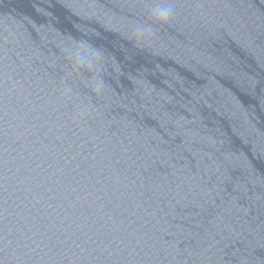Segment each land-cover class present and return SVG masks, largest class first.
Returning a JSON list of instances; mask_svg holds the SVG:
<instances>
[{
  "label": "water",
  "instance_id": "obj_1",
  "mask_svg": "<svg viewBox=\"0 0 264 264\" xmlns=\"http://www.w3.org/2000/svg\"><path fill=\"white\" fill-rule=\"evenodd\" d=\"M172 2L0 0V264H264V0Z\"/></svg>",
  "mask_w": 264,
  "mask_h": 264
},
{
  "label": "clouds",
  "instance_id": "obj_2",
  "mask_svg": "<svg viewBox=\"0 0 264 264\" xmlns=\"http://www.w3.org/2000/svg\"><path fill=\"white\" fill-rule=\"evenodd\" d=\"M154 7L150 10V23L148 25H137L131 35L130 40L134 41L138 46H143L146 40L155 35V28L171 22L175 15L174 4L172 0H153ZM129 38V37H128ZM91 45L89 40L86 41ZM96 54L103 57V51L91 45ZM104 86V82L101 79L94 88L96 93H100Z\"/></svg>",
  "mask_w": 264,
  "mask_h": 264
}]
</instances>
